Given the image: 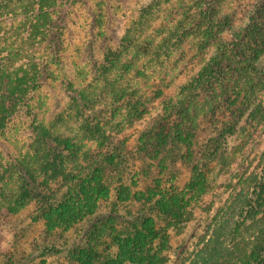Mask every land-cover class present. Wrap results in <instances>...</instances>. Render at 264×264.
I'll list each match as a JSON object with an SVG mask.
<instances>
[{"label": "trees", "instance_id": "obj_1", "mask_svg": "<svg viewBox=\"0 0 264 264\" xmlns=\"http://www.w3.org/2000/svg\"><path fill=\"white\" fill-rule=\"evenodd\" d=\"M78 1L0 0V137L23 115L33 121L27 152L10 162L15 177L0 182V241L4 221L31 200H44L38 217L55 226H92V234L79 237L72 249L82 264H165L157 254L163 240L185 229L211 190L208 175L215 164L207 163L223 155L238 123L255 114L264 98V0L251 1L241 18L237 8L220 13L229 0L143 4L117 44L93 61L87 83L62 81L78 126L72 131L60 113L48 121L45 110L34 115L32 102L47 79L48 63L59 60V14ZM154 20L158 26L147 32ZM179 53L202 63L186 76L180 67L169 77ZM153 103L160 106L156 118L125 151L118 135ZM92 110L93 116H85ZM91 142L93 149L83 150ZM135 160L143 167H134ZM69 164L75 166L66 171ZM178 164L188 167L181 185ZM78 168L84 172L75 176ZM170 168L174 173L163 171ZM51 184H63L66 191L47 197ZM263 208L264 165L233 209L235 218L217 226L222 208L216 209L196 237L202 246L194 253L195 241L190 264H264V222L240 237L243 228L264 218ZM121 223L126 229L115 231Z\"/></svg>", "mask_w": 264, "mask_h": 264}, {"label": "rangeland", "instance_id": "obj_2", "mask_svg": "<svg viewBox=\"0 0 264 264\" xmlns=\"http://www.w3.org/2000/svg\"><path fill=\"white\" fill-rule=\"evenodd\" d=\"M229 1L228 8L223 5L220 13L231 12L237 8V16L241 18L253 0ZM147 2L149 0H80L75 5L64 7L63 13L59 14L63 18L61 22L58 20L59 25L62 26L59 60L48 63L47 79L42 88L34 95L35 99L32 102L34 115L37 116L45 110V119L48 121L60 113L67 120L68 128L72 131L77 130L78 126L74 122L75 118H73L74 112L70 110L72 104H68L62 81L71 80L80 84L87 83L91 78L90 68L93 61L102 58L105 47H113L117 44L119 38L137 19L140 7ZM164 6L163 9L165 10L167 5ZM161 14L162 12L159 13L160 16H162ZM157 18L158 16L155 17V20ZM155 20L147 32H151L153 28L158 26V20L157 22ZM213 46L211 45L206 53L210 54ZM189 47H192L190 55L196 53L193 43L190 42ZM176 57L179 59L176 62V67L169 70V77L178 73L180 67H183L181 68L182 74L186 71V76L188 68H194L202 63L197 61L195 64L196 58H191L192 56L183 57L181 53ZM257 105L259 107L254 112L255 114L246 115L238 123L235 129L236 133L224 147L223 155L216 161L207 163L209 167L215 164L208 175L209 183L212 186L211 190L203 202L200 201L199 206L194 207L193 217L186 224L185 229L176 231L174 229V236L165 237L163 240V246L157 251V254L161 255L163 260L165 259V264H190L193 258L190 255L194 247L193 244L197 241L196 237L199 236L205 225L211 223L209 221H211L216 209L222 208L221 213L217 216L219 218L216 219L218 226L224 223L228 216L235 218L233 209H236L242 200L249 195L255 179L264 165V98ZM150 107V110L140 120L132 121L124 126L123 131L118 135V138L125 140V147L127 148L125 151L133 149L139 133L151 125L152 120L156 118L160 106L153 103ZM89 115L93 116V110L92 113L86 111L85 116ZM21 118H23L22 121L16 120L15 125L0 137V182L2 184L8 180L10 174L15 177L10 162L14 159L20 160L27 152L26 146L31 141L32 118L26 117V115ZM201 131L203 130L201 129ZM87 147L93 149V142L87 143L83 150ZM78 163H81L80 157L75 162V164ZM75 164H69L66 171L71 166L74 167ZM133 165L134 167H143L140 160H135ZM172 169H163V171L174 173ZM175 169L181 172V177L178 179V184L181 185L188 177V167L178 164ZM77 170L79 172L72 170L75 176L84 172L83 168ZM138 177H141L140 173ZM173 178L176 177L173 176ZM11 181H14L13 178ZM9 183L11 184L8 186L13 188L15 181ZM51 187L53 189L46 191L47 197H51L58 191H66L62 189V187L64 188L63 184H51ZM42 190L43 188H39V191ZM43 203L44 200H41L40 203L39 200H31L18 214L3 222L1 226L3 239L0 241V264H11L8 262L11 253L16 255V259L12 257L14 260L12 264H82L79 256L72 252V249L75 250L79 237L86 236L88 231L92 234V226L86 228H83L81 224H76L73 227L55 226L52 221L41 216L38 217L37 214ZM138 209L136 207L132 212H136ZM122 214L127 215L125 212ZM262 222H264V218H258V221L252 223L253 226L249 225L250 227H248L247 225L241 230L240 237L246 239L248 237L245 234L247 233L246 229L250 231L252 229L253 232L255 227ZM214 223L212 222V225L207 228L209 229L208 233L213 229ZM126 226L124 223L117 224L114 226L115 231H123ZM103 235L106 234L103 233ZM104 239H108L107 236H104ZM237 241H240L239 238ZM200 243L201 240L199 239L197 241L198 246L194 247V253L201 248ZM49 246L53 249H45ZM166 247L170 250H166ZM70 250L71 253L68 254Z\"/></svg>", "mask_w": 264, "mask_h": 264}]
</instances>
